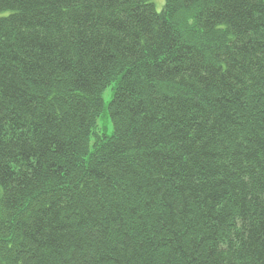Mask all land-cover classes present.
<instances>
[{
	"label": "trees",
	"instance_id": "obj_1",
	"mask_svg": "<svg viewBox=\"0 0 264 264\" xmlns=\"http://www.w3.org/2000/svg\"><path fill=\"white\" fill-rule=\"evenodd\" d=\"M0 264H264V0H0Z\"/></svg>",
	"mask_w": 264,
	"mask_h": 264
},
{
	"label": "rangeland",
	"instance_id": "obj_2",
	"mask_svg": "<svg viewBox=\"0 0 264 264\" xmlns=\"http://www.w3.org/2000/svg\"><path fill=\"white\" fill-rule=\"evenodd\" d=\"M155 7L157 10H160L163 6L164 0H154ZM104 103L107 104L110 97H111V87H107L103 94H102ZM101 130H104L107 134H110L112 132V124L109 118V115L106 112L102 113V115L99 117L97 121V128L96 131L101 132Z\"/></svg>",
	"mask_w": 264,
	"mask_h": 264
}]
</instances>
